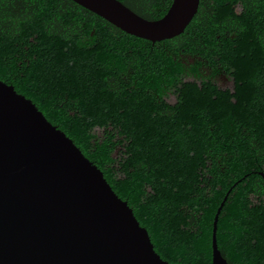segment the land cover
Listing matches in <instances>:
<instances>
[{"label":"trees","instance_id":"16d2710c","mask_svg":"<svg viewBox=\"0 0 264 264\" xmlns=\"http://www.w3.org/2000/svg\"><path fill=\"white\" fill-rule=\"evenodd\" d=\"M120 1L156 19L172 0ZM0 79L101 169L162 259L211 264L232 186L217 247L264 264V0H199L154 43L71 0H0Z\"/></svg>","mask_w":264,"mask_h":264},{"label":"water","instance_id":"95a60500","mask_svg":"<svg viewBox=\"0 0 264 264\" xmlns=\"http://www.w3.org/2000/svg\"><path fill=\"white\" fill-rule=\"evenodd\" d=\"M151 41L182 33L199 0H172L147 19L120 0H71ZM235 184V183H234ZM211 264H230L216 243ZM0 264H172L154 250L127 201L101 169L25 95L0 79Z\"/></svg>","mask_w":264,"mask_h":264},{"label":"rangeland","instance_id":"374dc122","mask_svg":"<svg viewBox=\"0 0 264 264\" xmlns=\"http://www.w3.org/2000/svg\"><path fill=\"white\" fill-rule=\"evenodd\" d=\"M187 60H192V58H186ZM214 82L221 88H227L232 86L231 79L228 75L226 74H219L214 78ZM166 100L169 103H173L175 101V96L172 92H169L168 95L166 96Z\"/></svg>","mask_w":264,"mask_h":264},{"label":"flooded vegetation","instance_id":"af4514ba","mask_svg":"<svg viewBox=\"0 0 264 264\" xmlns=\"http://www.w3.org/2000/svg\"><path fill=\"white\" fill-rule=\"evenodd\" d=\"M232 82V81H231Z\"/></svg>","mask_w":264,"mask_h":264}]
</instances>
